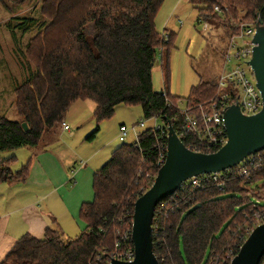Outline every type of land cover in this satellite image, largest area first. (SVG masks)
<instances>
[{"label":"trees","instance_id":"16d2710c","mask_svg":"<svg viewBox=\"0 0 264 264\" xmlns=\"http://www.w3.org/2000/svg\"><path fill=\"white\" fill-rule=\"evenodd\" d=\"M162 1L42 0L41 10L47 18L14 17L20 22L15 28L8 26L13 38L16 30L23 35L37 28L38 33L24 45L21 79L13 84L19 119L0 114V151L37 148L44 136L53 140L68 108L78 99L96 104L93 117L97 125L87 140L95 137L99 122L111 118L120 104H139L145 118L155 115L164 121L174 115L163 96L166 89L156 91L152 83L158 48L165 59L161 65L165 84L168 80L174 38L168 33L164 40L156 30L155 17ZM224 1L189 0L198 10V22L214 25V20L223 18H250L264 27V0ZM237 26L231 25L229 30L234 34ZM218 81L219 77L199 76L188 103L207 107L218 92ZM163 141L164 136L148 128L139 133L138 140L113 150L94 173L93 199L83 202L79 212L86 226L76 237H66L57 226H47L40 238L24 234L0 264H109L116 239L131 228L134 202L150 188L144 176L148 170L157 174ZM251 156L257 160V153ZM258 157L264 162V155ZM13 159L0 160V182L26 178L28 164L12 171L9 164ZM224 178L225 191L209 181L199 189L183 182L156 205L152 240L159 264H230L249 233L248 226L256 225L254 213L261 210L264 214L263 198L258 201L252 188L264 178V170L251 168L249 179L233 172ZM242 191L252 194L241 202ZM259 264H264V255Z\"/></svg>","mask_w":264,"mask_h":264},{"label":"rangeland","instance_id":"374dc122","mask_svg":"<svg viewBox=\"0 0 264 264\" xmlns=\"http://www.w3.org/2000/svg\"><path fill=\"white\" fill-rule=\"evenodd\" d=\"M41 2L42 0H0V114L4 113L11 119H19L16 110V92L13 84L15 80L20 81L21 79L20 57H22L27 39L34 38L38 32L37 28H34L22 35L19 30H16V36L13 38L8 26L15 28V25L20 22L14 17H34L39 21L47 18L41 10ZM220 2L225 3L224 0H220ZM238 16H243V13L240 12ZM198 17L197 8L189 0H163L155 17L156 30L160 36L162 33H173L174 38L168 57V80L166 84L163 79L161 66L165 59L163 60L162 48L157 49L156 62L152 69L153 88L156 91L166 89L165 92L168 96L171 98L175 97V100L184 99V102L179 104L180 108L185 107L190 89L198 83L199 76L203 79L219 77L222 74L223 67L227 71L232 69L237 63L236 60L231 58L225 65V53L229 50L228 45L233 34L229 30V26H236L240 23H252L250 18L242 21H238L235 18L227 21V19L223 18L222 20H214V25H210L203 20L198 22ZM236 44L242 45L243 41L237 39ZM230 53L232 54L233 51ZM91 108L90 99H78L68 108L63 121L73 131H76L82 125L81 129L86 130V134H89L97 125L93 117L94 110L92 111ZM140 121H144V127L138 126ZM121 123L128 128L135 126L138 135L143 130L153 127L154 124L159 126L164 124L161 118H145L139 104H120L115 108L111 118L99 122L100 128L97 136L92 139L93 141L90 144L83 140L86 135L80 139L78 142L79 152L88 153L93 148H97V150H100L97 158H104L103 162H105L111 157L113 150L117 146L122 143L136 141L137 137L133 132L128 133L125 141L118 139L119 125ZM43 143V141H40L41 145ZM22 147L24 149L27 146ZM28 148L32 149V147ZM16 149L0 151V160L14 155ZM23 162L22 160L11 162L9 164L10 169L12 171L17 170ZM147 172L150 177L148 179V174L145 175L143 181H145L147 187H151L152 184L150 185L148 180L154 182L156 174L152 175L149 170ZM242 185L246 186L245 184ZM256 186H263L264 189V178L252 184L253 189ZM250 193L252 194L251 191L249 193L242 191L241 202L247 199L251 195ZM251 197L256 199L253 195ZM261 197L264 201L263 194ZM259 211L255 213L263 214L261 210ZM257 225L260 224L256 223L254 227ZM248 227L247 231L249 233L246 238L254 228ZM68 238H74V236Z\"/></svg>","mask_w":264,"mask_h":264},{"label":"crops","instance_id":"0c3cea01","mask_svg":"<svg viewBox=\"0 0 264 264\" xmlns=\"http://www.w3.org/2000/svg\"><path fill=\"white\" fill-rule=\"evenodd\" d=\"M91 105L93 111L96 104L92 100ZM81 127L73 131L70 126L69 130L60 126L53 140L44 136L43 145L37 148L15 150L13 161H24L17 170L26 163L29 168L23 181L0 182V262L24 234L40 238L47 226H57L66 237H76L85 228L80 207L93 199L94 173L106 161L97 158V148L79 152L78 142L88 135ZM83 140L89 144L93 141ZM260 188L263 186L253 189L258 201Z\"/></svg>","mask_w":264,"mask_h":264},{"label":"built area","instance_id":"2783aa9c","mask_svg":"<svg viewBox=\"0 0 264 264\" xmlns=\"http://www.w3.org/2000/svg\"><path fill=\"white\" fill-rule=\"evenodd\" d=\"M215 11H219V7H214ZM181 22V21H180ZM206 28V23L204 24ZM256 24L255 23H240L237 26V31L230 38L229 50L225 53V65L233 58L237 61L232 69L225 70L223 67L222 74L219 76V89L213 99L205 104H198L191 106L187 99L184 108H180L179 104L184 102V99L173 100L164 91L163 96L166 97V105L168 108L173 109L174 115L164 119L163 126L153 125L151 129L158 131L161 136L165 137L159 145L157 168L159 169L166 159L167 151V135L168 128L171 126L178 139L182 141L185 148L195 152L212 153L217 151L228 140L225 124L224 113L230 106H238L240 113L244 116L255 115L262 109V97L261 93L256 86L255 76L249 61L253 53V37L255 35ZM162 39H168V33H162ZM241 39L242 45L236 44V40ZM233 51L231 54L230 52ZM152 117H156L155 115ZM138 126L144 127V121L138 122ZM62 128L69 130V126L63 122ZM129 132H133L138 140V133L136 127L128 128L126 125L121 124L119 126L118 139L125 141ZM254 155V154H251ZM247 156L242 160L235 170L233 168L226 169L221 172H214L208 174H201L189 178L187 184L191 189H199L206 182H212L220 191H225L226 174L237 173L239 176L250 178L251 168L264 170L263 159H259L258 155L263 158L264 150L257 152V160L254 156ZM259 193L264 195V189H258ZM256 217V223H264V214L254 213ZM132 226V222H131ZM135 251L131 239V228L125 232L120 239H116L114 243V251L111 253V258L130 262L134 259ZM233 258V257H232ZM231 258V259H232Z\"/></svg>","mask_w":264,"mask_h":264},{"label":"water","instance_id":"95a60500","mask_svg":"<svg viewBox=\"0 0 264 264\" xmlns=\"http://www.w3.org/2000/svg\"><path fill=\"white\" fill-rule=\"evenodd\" d=\"M254 47L249 61L256 86L262 97V109L251 116L230 106L224 113L228 136L225 145L212 153L188 150L169 126L166 159L158 169L151 187L134 202L131 239L135 256L130 262L112 259L110 264H159L153 252L152 220L156 205L174 193L193 176L225 171L247 156L264 150V27L256 25ZM27 130L26 123L22 124ZM264 255V223L252 229L230 264H259Z\"/></svg>","mask_w":264,"mask_h":264}]
</instances>
